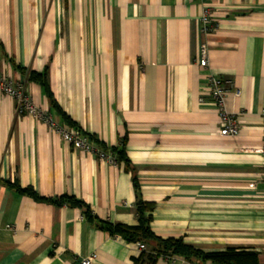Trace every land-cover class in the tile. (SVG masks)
<instances>
[{"label": "crops", "instance_id": "1", "mask_svg": "<svg viewBox=\"0 0 264 264\" xmlns=\"http://www.w3.org/2000/svg\"><path fill=\"white\" fill-rule=\"evenodd\" d=\"M206 9L211 32L201 30ZM45 67L56 108L25 73ZM0 74L61 125L107 147L126 136L131 165L72 148L0 94V264H78L92 252V264H134L137 243L94 226L78 207L11 186L73 196L100 220L134 225L132 174L155 204V235L205 252L253 251L264 264V0H0ZM212 75L239 92L225 97L235 137L218 134ZM153 264L210 263L160 256Z\"/></svg>", "mask_w": 264, "mask_h": 264}, {"label": "trees", "instance_id": "2", "mask_svg": "<svg viewBox=\"0 0 264 264\" xmlns=\"http://www.w3.org/2000/svg\"><path fill=\"white\" fill-rule=\"evenodd\" d=\"M17 68L21 69L19 66ZM27 78L30 81L37 83L44 95L47 97L49 105L57 107L49 87L47 79V68L42 71H25ZM69 126L75 125L68 121ZM89 139L97 144L100 149L108 150L114 156L115 160L122 162L125 169L131 170L129 160L125 155L126 136L120 138L117 146H105L98 141L94 136L88 135ZM9 184V183H8ZM132 185L135 192V214L137 222L134 225L122 223H110L108 221L96 218L89 206L80 199L73 196L62 195L56 198H44L35 193L31 187L21 188L17 182L11 186L19 193L28 195L35 200H47L55 205L66 204L69 206L78 207L85 219L94 226L107 231L113 237H119L126 243H141L146 249L140 251L138 257L133 259L134 264H153L157 258L180 256L188 262H209L210 264H262L260 263L257 253L253 251L237 250L228 247L222 251L205 252L183 242L181 238H161L153 233L150 228L152 220V211L155 207L153 202L145 201L141 198L138 192V183L134 174H132Z\"/></svg>", "mask_w": 264, "mask_h": 264}, {"label": "built area", "instance_id": "3", "mask_svg": "<svg viewBox=\"0 0 264 264\" xmlns=\"http://www.w3.org/2000/svg\"><path fill=\"white\" fill-rule=\"evenodd\" d=\"M201 30L203 32H211L216 27V22L211 18L210 12L206 9L200 17ZM199 65L205 67L207 65L206 51L204 47L200 49ZM208 91L217 109V118L220 124L218 134L223 137H235L239 132V125L234 113L229 112L225 106V97L227 91L232 89L234 96L239 94L237 89H233L232 80L228 78H218L210 76L208 78ZM0 94L11 97L15 101V109L18 114L31 116L41 120L49 130L57 133L61 139L69 146L75 149L83 150L95 155L98 159L117 165L114 156L108 150H102L89 139L87 133H83L78 128L59 124L49 111L35 104L33 99L25 92L23 84L11 77L0 74ZM261 115L264 119V107L261 110ZM262 145L258 149L262 156V164L264 169V132ZM264 180V179H263ZM140 251L145 250L144 244L137 243ZM95 252L79 258L78 264H92L96 260ZM171 258V257H167Z\"/></svg>", "mask_w": 264, "mask_h": 264}]
</instances>
